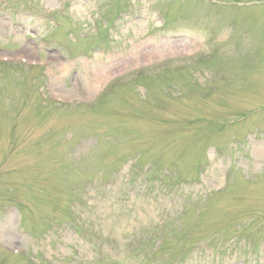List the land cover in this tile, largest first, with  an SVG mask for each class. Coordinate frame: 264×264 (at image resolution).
I'll return each mask as SVG.
<instances>
[{"label": "rangeland", "instance_id": "rangeland-1", "mask_svg": "<svg viewBox=\"0 0 264 264\" xmlns=\"http://www.w3.org/2000/svg\"><path fill=\"white\" fill-rule=\"evenodd\" d=\"M0 264H264V0H0Z\"/></svg>", "mask_w": 264, "mask_h": 264}, {"label": "bare ground", "instance_id": "bare-ground-1", "mask_svg": "<svg viewBox=\"0 0 264 264\" xmlns=\"http://www.w3.org/2000/svg\"><path fill=\"white\" fill-rule=\"evenodd\" d=\"M155 45H156V44H155ZM155 45H154V46H155ZM149 46H150V45H149ZM169 49L171 50V48H169ZM148 54H149V53H148ZM147 59H148V58H147ZM92 86H94V84H93V83H92Z\"/></svg>", "mask_w": 264, "mask_h": 264}]
</instances>
